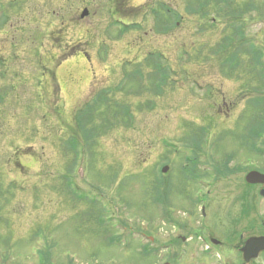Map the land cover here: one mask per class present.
Returning a JSON list of instances; mask_svg holds the SVG:
<instances>
[{
  "label": "rangeland",
  "instance_id": "obj_1",
  "mask_svg": "<svg viewBox=\"0 0 264 264\" xmlns=\"http://www.w3.org/2000/svg\"><path fill=\"white\" fill-rule=\"evenodd\" d=\"M154 1L134 0L138 9L113 10L112 16L106 8L109 0H98L104 7L92 5L90 16L80 19L88 2L81 3L76 15L70 0H49L48 73L39 74L37 83L22 75L19 83L31 85L22 97L30 99L0 104V257L13 248L10 256L37 258V249L53 241L65 263L105 264L115 256L116 264H128L138 253L115 249L114 237L129 238L136 228L150 233L160 226L161 236L170 231L158 217L164 202L160 207L154 201L160 175L166 176V197H175L174 205L181 206L184 197H204V180L190 179L192 173L183 165L189 154L186 144L202 139V127L214 124L205 146L212 140L221 158L240 151L238 132L247 133L250 125L264 128V104L252 100L259 96L264 103V57L256 59L250 50L264 55V24L226 25L217 0H173L178 24L169 35V21H159L162 9L149 10ZM37 2L32 0L33 14L29 12L33 36L42 27ZM20 13L16 17L27 10ZM212 18L217 19L213 25ZM119 21L130 25L129 30L119 31ZM35 45L28 42L29 54L16 58V71L25 67L28 73L38 72ZM231 54L237 58L227 65L224 58ZM155 60L172 68L160 92L150 82ZM102 89L110 93L100 94L107 97L97 102L103 106L101 114L93 118L84 113L80 127L78 113L94 105L92 99ZM217 97L235 104L228 115H213L210 108ZM107 104L113 111L105 109ZM114 104L129 106L131 124ZM92 133L94 143L86 137ZM263 158L258 157L261 165ZM164 165L169 170L159 173ZM242 174L215 183L210 197L235 200L245 190ZM120 221L123 232L113 229ZM132 237L131 243L139 239Z\"/></svg>",
  "mask_w": 264,
  "mask_h": 264
},
{
  "label": "flooded vegetation",
  "instance_id": "obj_2",
  "mask_svg": "<svg viewBox=\"0 0 264 264\" xmlns=\"http://www.w3.org/2000/svg\"><path fill=\"white\" fill-rule=\"evenodd\" d=\"M36 1H39L37 3L41 8L42 20L40 19L39 26L42 27L38 28L33 36L31 27L32 0H0V104H9L10 102L20 104L24 99H30L22 97L26 95V89L31 87V85L19 83L22 75L29 74L31 82L37 83L36 77L39 74L48 73L47 7L49 0ZM70 1L71 7L76 8L74 12L76 15L81 9V3L88 2L83 5L82 12L79 13L80 19L85 18L81 17L84 10L88 11L86 17L90 16L92 5L104 7L97 2L98 0ZM135 2L134 0H109L106 8L111 10L112 16H115L116 13H113V10H123V8L128 9L129 7L138 9L140 5ZM240 2L241 0H218V8L226 25L237 26L240 29L257 23L264 24V3L262 0H246L245 6L242 7H240ZM174 3L173 0H168V2L156 0L151 3L149 8V10L159 11L162 9L164 18L159 21H165V25L166 21H169L168 26H171L169 35L173 34L176 27ZM227 9L234 11L232 16L225 14ZM24 10H27L24 17H16ZM253 12L256 13V16L259 13L260 17H252ZM63 19L66 20L65 14H63ZM64 21L61 20L62 25H65ZM120 22L128 25L123 21ZM43 25L45 26L43 27ZM31 41L36 42L33 54L39 58L40 69L35 74L26 72L25 67L21 71H16V58L26 57L29 54L28 42L31 44ZM38 42H40L39 51L37 50ZM63 52L68 53L69 51L63 50ZM79 53L87 56L84 51H79ZM29 61L30 59H28ZM234 106V103H227L223 98L220 100L217 97L210 109L213 110V115L219 117L222 114L228 115L231 107ZM212 117H210L211 120H213ZM209 126L211 129L215 127L212 121ZM251 127L250 125L245 134L238 132L237 137L241 139V145L237 149L240 151L224 153L226 154L224 158L220 157V154L223 153L217 151V145H214L212 140L209 146H205L204 136L200 152L202 157L200 164L204 165V169L200 171L198 169L199 162L192 159L183 164L188 166L192 173L190 179L194 180L196 176L197 180H204L201 184L204 197H184L181 206L174 205L175 197H156L154 201L158 206L161 207V203L164 202L158 217L170 227V231L161 236L160 226L152 228L150 233L139 228L137 230L139 239L136 243L128 242L127 235H121L120 241L116 237L117 241L113 243L115 249L125 252L134 249L139 255L128 264H264V183L247 181V175L251 171L264 173V158L262 165L258 160V157L264 156V140L257 149V133ZM260 135L261 132L258 133L259 137ZM241 151L243 152L241 153ZM240 172H243L245 190L239 197H235V200L230 203L226 197H210L215 183ZM179 213L180 215H177ZM58 244L53 241L43 244V247L36 251L37 258L10 256L11 253H14L11 248L13 251L9 250V256L0 257V264H80V262L75 263L69 260L65 263ZM117 262L118 260L114 256L105 260L104 263L116 264ZM87 264L92 263L87 262Z\"/></svg>",
  "mask_w": 264,
  "mask_h": 264
},
{
  "label": "trees",
  "instance_id": "obj_3",
  "mask_svg": "<svg viewBox=\"0 0 264 264\" xmlns=\"http://www.w3.org/2000/svg\"><path fill=\"white\" fill-rule=\"evenodd\" d=\"M202 9H204L203 7H201ZM229 57H226V58H224V63L225 64H229V65H231V63L233 64V62L236 60V56L235 55H233V54H231V56L230 55H228ZM256 59H260V57H256ZM153 62V65H154V69H157V72L156 73H154V72H152V73H154V75H152V77H151V79L152 80H154L155 82H156V84L157 85H161L162 83H164V81H167V75H168V70H166L165 68H162V66H163V64H162V62L160 63V61L159 60H155V61H152ZM224 64V65H225ZM161 66V67H160ZM155 77V78H154ZM119 90H122L121 88H119ZM156 90H158V91H161V89H156ZM107 95H108V91L107 92H105ZM105 99L107 98V97H104ZM102 101V100H101ZM96 104V105H95ZM94 105H91V106H89L87 109H86V111H80L79 113H78V124L80 125V127H83L84 126V122H85V120H84V113H86V112H88V113H91L94 117L93 118H96V116L97 115H99V114H101V112H100V110H101V108L103 107V106H101V104H99V103H95ZM264 103H262L261 105H263ZM110 104H107V106H105L106 108L105 109H109V110H111V111H113V109L111 108L112 106H109ZM108 107V108H107ZM116 107H118V108H116ZM113 108L118 112V110H119V114H122V116H123V120H124V122H126L127 121V124H131L132 123V121L131 120H129L130 119V117L132 116V113H131V109H129V106H127V105H118V104H114L113 105ZM95 112H94V111ZM94 113H93V112ZM122 112V113H121ZM80 114V115H79ZM91 115V116H92ZM125 116H127V118H125ZM129 120V121H128ZM203 127H202V132H203ZM259 129V128H258ZM86 131V130H85ZM90 132V131H89ZM94 135H93V133L91 134V135H86V137H89V138H91L92 139V137H93ZM201 138L202 139H200V140H198V141H195L193 138H192V143H193V145H197V146H195V150H196V152L198 151V150H200V148H201V143H202V140H203V135L201 136ZM85 141H87V139H85ZM92 141V143H94V139H92L91 140ZM90 144L89 146H93L94 144ZM158 179V178H157ZM160 189H163V194L160 196V197H166L167 196V185H166V183L162 180V178L160 179L159 178V180L157 181V184H156V186H155V190H156V194H157V197L160 195Z\"/></svg>",
  "mask_w": 264,
  "mask_h": 264
},
{
  "label": "water",
  "instance_id": "obj_4",
  "mask_svg": "<svg viewBox=\"0 0 264 264\" xmlns=\"http://www.w3.org/2000/svg\"><path fill=\"white\" fill-rule=\"evenodd\" d=\"M86 14H87V11H85L82 16H85ZM167 170H168V167H165L163 169L164 172H166ZM247 180L250 183H264V174L258 171H253L247 176Z\"/></svg>",
  "mask_w": 264,
  "mask_h": 264
}]
</instances>
